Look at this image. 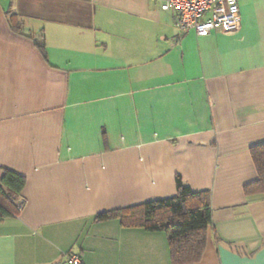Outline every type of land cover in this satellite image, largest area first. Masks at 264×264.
I'll return each instance as SVG.
<instances>
[{"label":"crops","instance_id":"obj_1","mask_svg":"<svg viewBox=\"0 0 264 264\" xmlns=\"http://www.w3.org/2000/svg\"><path fill=\"white\" fill-rule=\"evenodd\" d=\"M162 2L0 0V179L26 177L0 264H172L164 230L95 215L172 196L177 175L211 193L190 264H264V196L244 189L264 142V0L207 35Z\"/></svg>","mask_w":264,"mask_h":264},{"label":"trees","instance_id":"obj_2","mask_svg":"<svg viewBox=\"0 0 264 264\" xmlns=\"http://www.w3.org/2000/svg\"><path fill=\"white\" fill-rule=\"evenodd\" d=\"M14 31H21L22 18L15 11L8 14ZM34 38V37H33ZM46 55L44 38H34ZM258 178L244 187L247 196H264V142L251 148ZM176 194L148 200L128 207L102 211L98 220L120 218L126 225H140L148 230H164L168 234L172 264H190L201 260L206 249L208 229L212 224L210 190L194 191L180 176L176 177ZM26 177L10 168H4L0 179V220L19 214L25 204L23 190Z\"/></svg>","mask_w":264,"mask_h":264},{"label":"built area","instance_id":"obj_3","mask_svg":"<svg viewBox=\"0 0 264 264\" xmlns=\"http://www.w3.org/2000/svg\"><path fill=\"white\" fill-rule=\"evenodd\" d=\"M161 7L175 13L182 33L191 29L198 35L214 30L233 33L241 26L238 0H163ZM68 262L82 264L78 255H70Z\"/></svg>","mask_w":264,"mask_h":264}]
</instances>
